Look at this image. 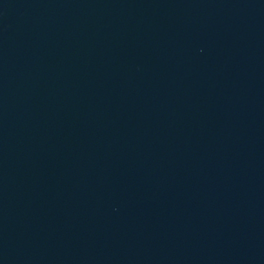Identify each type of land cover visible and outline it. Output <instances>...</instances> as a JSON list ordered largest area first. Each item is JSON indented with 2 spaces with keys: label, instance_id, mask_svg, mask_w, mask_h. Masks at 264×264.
Returning <instances> with one entry per match:
<instances>
[{
  "label": "water",
  "instance_id": "obj_1",
  "mask_svg": "<svg viewBox=\"0 0 264 264\" xmlns=\"http://www.w3.org/2000/svg\"><path fill=\"white\" fill-rule=\"evenodd\" d=\"M0 264H264V0H0Z\"/></svg>",
  "mask_w": 264,
  "mask_h": 264
}]
</instances>
